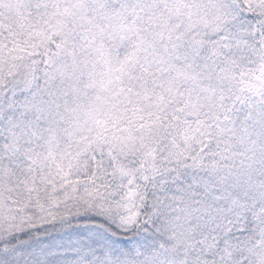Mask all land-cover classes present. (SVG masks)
Listing matches in <instances>:
<instances>
[{
    "label": "snow or ice",
    "instance_id": "snow-or-ice-1",
    "mask_svg": "<svg viewBox=\"0 0 264 264\" xmlns=\"http://www.w3.org/2000/svg\"><path fill=\"white\" fill-rule=\"evenodd\" d=\"M0 264H264V0H0Z\"/></svg>",
    "mask_w": 264,
    "mask_h": 264
}]
</instances>
